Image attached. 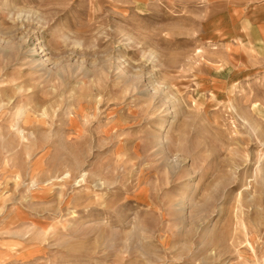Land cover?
<instances>
[{
	"label": "rangeland",
	"instance_id": "1",
	"mask_svg": "<svg viewBox=\"0 0 264 264\" xmlns=\"http://www.w3.org/2000/svg\"><path fill=\"white\" fill-rule=\"evenodd\" d=\"M0 264H264V0H0Z\"/></svg>",
	"mask_w": 264,
	"mask_h": 264
}]
</instances>
